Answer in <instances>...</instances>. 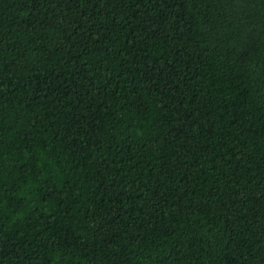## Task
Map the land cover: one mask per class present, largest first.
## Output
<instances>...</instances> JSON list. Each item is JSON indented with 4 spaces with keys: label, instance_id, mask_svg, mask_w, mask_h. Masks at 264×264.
<instances>
[{
    "label": "trees",
    "instance_id": "obj_1",
    "mask_svg": "<svg viewBox=\"0 0 264 264\" xmlns=\"http://www.w3.org/2000/svg\"><path fill=\"white\" fill-rule=\"evenodd\" d=\"M0 264H264V0H0Z\"/></svg>",
    "mask_w": 264,
    "mask_h": 264
}]
</instances>
